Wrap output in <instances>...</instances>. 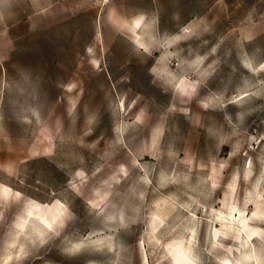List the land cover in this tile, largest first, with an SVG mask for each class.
I'll use <instances>...</instances> for the list:
<instances>
[{
  "label": "rangeland",
  "instance_id": "obj_1",
  "mask_svg": "<svg viewBox=\"0 0 264 264\" xmlns=\"http://www.w3.org/2000/svg\"><path fill=\"white\" fill-rule=\"evenodd\" d=\"M227 257L264 264V0H0V264Z\"/></svg>",
  "mask_w": 264,
  "mask_h": 264
},
{
  "label": "crops",
  "instance_id": "obj_2",
  "mask_svg": "<svg viewBox=\"0 0 264 264\" xmlns=\"http://www.w3.org/2000/svg\"><path fill=\"white\" fill-rule=\"evenodd\" d=\"M228 249H229L230 255H233L234 256V249L233 248H228ZM225 260H230L232 264H243L240 260H236V261L232 260L231 257H227Z\"/></svg>",
  "mask_w": 264,
  "mask_h": 264
},
{
  "label": "bare ground",
  "instance_id": "obj_3",
  "mask_svg": "<svg viewBox=\"0 0 264 264\" xmlns=\"http://www.w3.org/2000/svg\"><path fill=\"white\" fill-rule=\"evenodd\" d=\"M239 222H240V224H242L244 227H247V225H244L245 222L243 221V218H240V219H239ZM242 225H241V226H242ZM245 245H247V244H245ZM226 264H232V263L229 261V262H227Z\"/></svg>",
  "mask_w": 264,
  "mask_h": 264
}]
</instances>
